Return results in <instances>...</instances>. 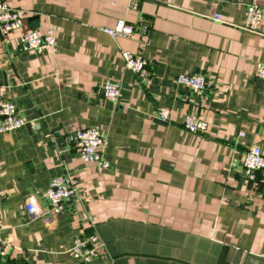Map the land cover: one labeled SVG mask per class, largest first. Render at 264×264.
Returning a JSON list of instances; mask_svg holds the SVG:
<instances>
[{
    "label": "crops",
    "instance_id": "obj_1",
    "mask_svg": "<svg viewBox=\"0 0 264 264\" xmlns=\"http://www.w3.org/2000/svg\"><path fill=\"white\" fill-rule=\"evenodd\" d=\"M248 0H10L22 27L0 36V84L26 125L0 135V241L4 264H84L68 250L95 234L102 246L86 264H264V173L246 180L244 153L264 151L263 22L241 29ZM131 4H135L133 9ZM220 15L221 21L211 19ZM145 21L149 34L111 39L102 28ZM51 31L55 47L20 50L19 37ZM142 55L148 79L125 68L121 52ZM203 75L213 92L177 86ZM118 83L117 103L103 99ZM159 108L169 122L154 118ZM204 135L183 130L187 115ZM96 127L107 169L80 160L67 137ZM243 134V136H239ZM69 175L77 197L47 220L25 203L52 178Z\"/></svg>",
    "mask_w": 264,
    "mask_h": 264
},
{
    "label": "built area",
    "instance_id": "obj_2",
    "mask_svg": "<svg viewBox=\"0 0 264 264\" xmlns=\"http://www.w3.org/2000/svg\"><path fill=\"white\" fill-rule=\"evenodd\" d=\"M10 0H0V36H6L22 27V14L9 5ZM262 0H248L246 4V15L241 29L249 34H259V27L263 22ZM135 9V4H131ZM211 19L215 22L221 21L220 15H214ZM103 33L111 39H128L139 34L147 36L149 25L145 21H140L136 25L130 24L123 19L116 20L112 27L102 28ZM55 38L51 31L40 34L37 31H29L19 37L20 50L23 52H41L45 49L55 47ZM125 68L131 71L140 82L148 79L147 65L142 55L132 54L127 51L121 52ZM256 77L264 82V65L256 70ZM177 86L187 88L195 93L201 94L213 92L214 82L203 76L196 74H179L174 80ZM104 100L117 103L120 96V86L118 83L106 81L102 88ZM154 118L162 123L169 122V112L159 108L155 111ZM26 120L19 116L17 107L6 98V88L0 84V135H9L26 125ZM182 128L188 133L204 135L207 133L208 124L196 114L187 115ZM243 136V134H239ZM67 140L77 150L80 160L84 163H92L100 169H107L109 163L103 157V152L107 146L105 136L96 127L84 128L71 133ZM243 172L246 180L255 181L257 173H264V151L257 146L250 147L245 153L242 162ZM48 202L47 209H40L33 198H28L25 203V213L30 219L47 220L49 217L59 213L62 204L77 197V182L69 175L57 176L50 180L47 189L42 196ZM102 246L99 238L95 234L79 236L74 238L68 255L72 260L89 263L99 255V248ZM9 244L0 241V264H4L3 259L7 255Z\"/></svg>",
    "mask_w": 264,
    "mask_h": 264
}]
</instances>
